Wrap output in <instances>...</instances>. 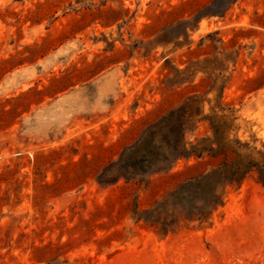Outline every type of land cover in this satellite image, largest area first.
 <instances>
[{"label":"rangeland","instance_id":"obj_1","mask_svg":"<svg viewBox=\"0 0 264 264\" xmlns=\"http://www.w3.org/2000/svg\"><path fill=\"white\" fill-rule=\"evenodd\" d=\"M191 94L263 149L264 0H0V264H264L255 171L165 235L141 211L224 156L104 175Z\"/></svg>","mask_w":264,"mask_h":264},{"label":"trees","instance_id":"obj_2","mask_svg":"<svg viewBox=\"0 0 264 264\" xmlns=\"http://www.w3.org/2000/svg\"><path fill=\"white\" fill-rule=\"evenodd\" d=\"M212 15L222 16L223 13ZM216 107L211 108L210 114H205L202 96H186L178 107L170 110L146 129L138 141L125 148L118 163H110L103 168L104 175L127 181L147 172L168 169L181 158H199L205 154L224 156L209 171L179 184L165 198L141 211L139 219L151 226L160 224L163 235L177 227L180 220L177 211H184L183 219L209 220L212 212L222 205L225 188L239 184L252 171L264 186V147L251 146L236 136L231 138L237 117L221 101ZM201 121L209 124L212 134L197 137L193 142L186 141L187 130L194 129ZM99 183L110 184L101 180ZM162 216V222H158Z\"/></svg>","mask_w":264,"mask_h":264}]
</instances>
